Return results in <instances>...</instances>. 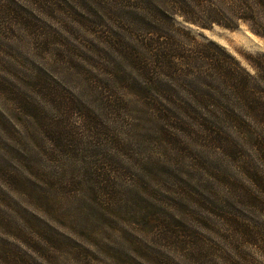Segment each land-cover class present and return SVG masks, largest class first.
Masks as SVG:
<instances>
[{"label": "rangeland", "instance_id": "rangeland-1", "mask_svg": "<svg viewBox=\"0 0 264 264\" xmlns=\"http://www.w3.org/2000/svg\"><path fill=\"white\" fill-rule=\"evenodd\" d=\"M226 1L0 0V264H264V130L203 129L186 69L140 70L218 45L252 72Z\"/></svg>", "mask_w": 264, "mask_h": 264}, {"label": "trees", "instance_id": "trees-1", "mask_svg": "<svg viewBox=\"0 0 264 264\" xmlns=\"http://www.w3.org/2000/svg\"><path fill=\"white\" fill-rule=\"evenodd\" d=\"M207 11L213 23L232 28L231 22L238 20L264 37V0H227L208 5ZM190 53L187 62L171 48L159 45L148 49L140 68L144 83L153 85L161 75L174 80L177 71L186 69L184 81L192 89L180 105L184 110L199 112L192 117L195 124L203 129H223L225 125L229 132L264 130V52L246 59L252 72L218 45H206L202 51ZM134 65L129 63L131 68Z\"/></svg>", "mask_w": 264, "mask_h": 264}]
</instances>
